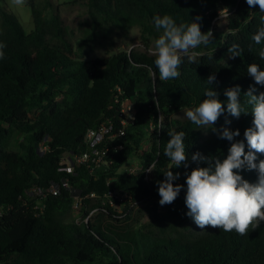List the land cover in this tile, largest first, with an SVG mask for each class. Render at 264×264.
<instances>
[{
  "label": "trees",
  "instance_id": "obj_1",
  "mask_svg": "<svg viewBox=\"0 0 264 264\" xmlns=\"http://www.w3.org/2000/svg\"><path fill=\"white\" fill-rule=\"evenodd\" d=\"M82 1L87 8L86 40L133 27L141 28L143 36L158 38L162 30L155 28L156 15H170L177 25L200 16L201 31L211 30L213 39L195 49L196 63L184 58L178 78L160 81L154 56L131 50L86 61L67 38L59 14L46 21L42 11L29 2L35 26L26 33L18 17L1 6L0 43L6 47L0 59V206L10 210L0 219V264H264V222L244 236L210 226L202 232L190 231L193 221L186 215L184 197L185 173L197 166L191 155L200 152L223 159L232 142L220 139L214 131L205 137L191 121L171 116L199 106L206 98L205 90L212 88L225 107L215 126L239 129L234 141H244L248 150L244 131L253 126V116L244 93L253 86L258 95L264 86L255 84L247 67L256 63L264 70V60L258 55L264 42L256 45L251 40L264 13L258 6L250 8L246 0ZM220 6L229 12L227 34L216 30ZM233 43L243 49L236 58L228 53ZM213 74L216 80L210 85L207 79ZM237 85L242 106L249 111L238 119L227 113L224 95ZM125 99L137 109V119L127 129L124 148L114 160L94 173L85 164L72 173L62 171L66 154L87 150L90 129L110 122L120 126ZM226 120L231 123L225 124ZM169 131L185 133L187 168H174L164 155ZM148 138L150 147L144 149ZM256 155L257 163L264 159ZM131 157L138 158L141 172L119 174ZM150 165L154 168L146 178ZM170 168L180 173L173 183L184 188L171 205L151 207L154 198L160 199L157 182L165 179ZM240 175L250 183L257 180L254 170ZM64 180L68 188L62 185ZM52 183L61 187L60 193L48 194L45 209L38 215L36 203L24 197V192L33 186L49 188ZM111 191L129 192L134 199L149 202L136 210L123 207L120 212L106 198ZM76 194L83 219L90 217L88 222L65 221ZM145 211L151 216L149 224L124 223L139 222ZM105 215L110 220H104Z\"/></svg>",
  "mask_w": 264,
  "mask_h": 264
},
{
  "label": "clouds",
  "instance_id": "obj_2",
  "mask_svg": "<svg viewBox=\"0 0 264 264\" xmlns=\"http://www.w3.org/2000/svg\"><path fill=\"white\" fill-rule=\"evenodd\" d=\"M25 0H12V4L21 6ZM250 8L258 6L259 11L264 13V0H246ZM201 19L197 16L188 24H176L170 15H156L153 22L157 31L162 30L150 49L155 57L154 64L158 69L159 80L167 81L178 78V71L183 60L187 57L189 63H196L197 54L190 50L200 45L207 46L213 39L211 30L202 32ZM252 42L260 45L264 42V15L260 17V26L251 37ZM6 45L0 43V59L4 58L2 51ZM252 45H249L251 50ZM243 49L239 44L233 43L229 49V57L241 56ZM260 59L264 60V48L258 53ZM247 73L253 78L256 85L264 86V70L256 63L247 67ZM155 76V73L153 74ZM216 80L215 75H210L207 82L211 85ZM256 88L250 86L244 93L247 97L246 103L251 105L253 116L252 127L244 131L248 150L245 151V143L235 140L240 136L239 129L233 131L228 127L216 129L213 127L219 117L224 114V102L218 98V93L212 88L205 90V99L194 109L186 110L185 116L197 129H208L216 132L220 139H226L231 143L226 158L205 156L200 152L191 155V161L196 167L190 173H185L186 193L184 203L188 209L186 215L199 229L207 227L223 229L225 232L235 231L241 236L247 235L249 229L256 230L264 222V159L257 163V153L264 155V92L256 93ZM227 97V113L232 117L239 118L241 114H248L241 103L240 86L228 88L224 91ZM231 121L226 120L225 124ZM168 140L164 149V155L174 165V168L189 166L188 154L184 143V132L169 131ZM206 163V167H201ZM154 165H150L151 172ZM173 168L164 173L165 179L158 181V194L160 206L171 205L178 197L184 185L174 184L180 173H174ZM255 171L257 180L250 183L240 175L241 171Z\"/></svg>",
  "mask_w": 264,
  "mask_h": 264
},
{
  "label": "rangeland",
  "instance_id": "obj_3",
  "mask_svg": "<svg viewBox=\"0 0 264 264\" xmlns=\"http://www.w3.org/2000/svg\"><path fill=\"white\" fill-rule=\"evenodd\" d=\"M29 2L42 11V15L46 21L51 20L55 14L60 15L67 38L73 45L78 57L83 60L92 61L94 59H103L119 52H130L131 50L153 56L150 49L154 48V43L157 38L154 36H143L142 30L139 27H133L130 30L114 29L112 34L107 36H99L95 40H86L83 22L87 20V8L82 0H25V3L21 6L12 4V0H0V8L1 6H6L10 12L15 14L23 25L26 33L32 32L35 26L32 5ZM228 15V10L224 6H220L219 18L215 24L217 32L221 34L230 32L228 28ZM192 52H195V49L190 50V54ZM190 109H194V107L181 109L174 112L171 116L173 119L187 121L188 119L184 113L186 110ZM213 127L220 129L215 125ZM201 131L205 137L212 135L211 128L201 129ZM16 145H18L17 140L13 145L14 149ZM149 147L150 139L148 138L145 142L144 149H148ZM44 149L45 148L42 147V150ZM140 172L139 160L136 157H131L129 163L118 170L119 174L127 176ZM76 197L72 212L65 217L66 222H77L83 219L82 208L79 206L80 199L78 198V194H76ZM78 202L79 205H77ZM114 208L119 209L118 211L121 212L123 206L115 205ZM139 218V222L135 220H125L124 223L134 227H141L142 225L149 224L151 221V216L148 211L143 212ZM103 219L110 220V217L105 215ZM205 229L197 228L194 222H192L190 227V231L193 232H202Z\"/></svg>",
  "mask_w": 264,
  "mask_h": 264
},
{
  "label": "built area",
  "instance_id": "obj_4",
  "mask_svg": "<svg viewBox=\"0 0 264 264\" xmlns=\"http://www.w3.org/2000/svg\"><path fill=\"white\" fill-rule=\"evenodd\" d=\"M122 104V118L120 126L114 123H102L97 129H90L86 135L87 150L78 155L68 153L64 156L62 161V171L72 173L76 166L85 164L91 173H94L97 169H101L103 166L111 163L115 156L124 148V141L127 137V129L134 125L137 119V109L129 103L127 99L121 101ZM150 172L146 171L145 176L148 178ZM64 187H69L68 182L63 181ZM60 186L52 183L49 188H42L39 186H33L28 188L24 192V197L28 198L29 201H34L36 206L34 209L38 215H41L45 209L44 199L47 195H58L60 193ZM95 194H91V197H95ZM77 198V197H76ZM114 207L123 206L129 207L131 210L144 207L148 202L145 199H134L129 192L111 191L106 196ZM112 198L120 201L117 204ZM160 199L152 200L151 207L155 206V203H159ZM79 205V202L77 203ZM10 210V207L5 208L0 206V219L1 217ZM90 217H86L77 221V223L88 222Z\"/></svg>",
  "mask_w": 264,
  "mask_h": 264
}]
</instances>
